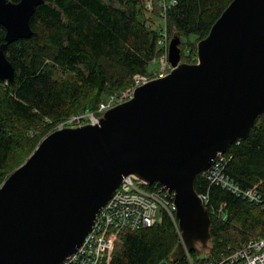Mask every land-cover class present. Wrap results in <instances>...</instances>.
<instances>
[{
    "label": "water",
    "instance_id": "obj_1",
    "mask_svg": "<svg viewBox=\"0 0 264 264\" xmlns=\"http://www.w3.org/2000/svg\"><path fill=\"white\" fill-rule=\"evenodd\" d=\"M43 3L0 0V80L13 81L6 48L33 34ZM180 43L173 36L165 77L137 86L96 124L54 129L7 175L0 264H62L128 175L174 192L182 239L171 261L211 252V217L195 181L264 114V0H232L197 43L196 62L182 60Z\"/></svg>",
    "mask_w": 264,
    "mask_h": 264
},
{
    "label": "trees",
    "instance_id": "obj_2",
    "mask_svg": "<svg viewBox=\"0 0 264 264\" xmlns=\"http://www.w3.org/2000/svg\"><path fill=\"white\" fill-rule=\"evenodd\" d=\"M177 1L168 10L169 31L181 35L182 59L193 63L197 43L209 34L232 0ZM158 10L156 5L155 13H150L144 0H45L36 7L30 21L33 34L13 41L5 51L15 77L12 82L0 80V172L10 167L18 142L13 131L17 121L31 129L45 125L31 144V154L61 122L94 110L105 98V91L124 89L132 84L134 75L151 73L150 64L162 53L152 17ZM5 33L0 24V44ZM191 35L195 39L190 40ZM86 90L94 92L92 102L69 114L67 109L76 108ZM227 154L226 171L234 181L244 188L264 190V114L248 137L231 144ZM195 189L199 194L209 193L212 235L208 255L191 253L195 264L221 257L222 252H231L250 238L264 236L262 206L211 184L204 173L198 175ZM222 203L226 204V220L212 212V207ZM119 239L111 264H161L171 261L180 236L171 217L164 213L161 222L125 230ZM176 264H187V260Z\"/></svg>",
    "mask_w": 264,
    "mask_h": 264
},
{
    "label": "built area",
    "instance_id": "obj_3",
    "mask_svg": "<svg viewBox=\"0 0 264 264\" xmlns=\"http://www.w3.org/2000/svg\"><path fill=\"white\" fill-rule=\"evenodd\" d=\"M177 2V0H144L145 9L150 13H155L156 5L159 9L156 16L159 17V27L161 28L158 37V44L162 49L160 54L161 69L152 75H134L135 84L123 97L120 96L123 93H115L114 96L102 100L94 110L74 114L61 122L57 128L79 126L86 123L96 124L99 122L98 118L109 107L130 99L137 86L154 78L165 77L171 71L173 66L169 61L168 10ZM227 151L219 153L210 170L204 173L208 182L225 188L264 208V190L254 187L244 188L227 173L226 166L229 159ZM200 196L207 206L210 201L209 193H203ZM174 199V192L168 191L160 184L151 186L134 175L126 176L113 197L100 209L93 228L86 235L75 254L69 256L62 264H111L116 243L119 242L123 231H135L140 228L151 227L163 220L164 213L168 214L175 223L181 240L182 231L179 227L176 214L177 206ZM212 212L220 220L228 218L226 204L222 203L219 207H212ZM184 259L187 260V264H195L189 251H187ZM176 263L174 261L168 262V264ZM204 264H264V236L250 238L231 252H222L221 257L207 260Z\"/></svg>",
    "mask_w": 264,
    "mask_h": 264
},
{
    "label": "rangeland",
    "instance_id": "obj_4",
    "mask_svg": "<svg viewBox=\"0 0 264 264\" xmlns=\"http://www.w3.org/2000/svg\"><path fill=\"white\" fill-rule=\"evenodd\" d=\"M148 15V14H147ZM149 16V15H148ZM154 15L152 14V17ZM155 19V28H157L159 31L161 30V28L159 27V23H160V20H159V17L155 16L153 17ZM178 33H172L170 34V31H169V38H170V42H171V39L173 38V36L177 35ZM180 35V34H179ZM181 37V35H180ZM186 39V38H185ZM190 40L192 39H195L194 35H191L189 37ZM185 52L187 53V49L185 50ZM183 60V59H182ZM184 61V60H183ZM186 62V61H185ZM161 69V64H160V56L159 58L155 59L149 66V70L151 71V73L149 75H152L154 72H158L159 70ZM132 84H130V86L122 89V88H118L117 90H113V89H109V91H105V94L103 97H105L103 100H105L107 97H112L114 96L115 93H123V94H120V96L122 95V97L124 96V94H127L128 93V90L131 89L134 84H135V76H133V81L131 82ZM114 92V93H111V92ZM94 92L92 90H86L79 105L74 108H68L67 110L69 111V114H73L75 111L77 110H80V108L83 107V105L87 104V103H91L92 99H90V96L93 95ZM87 98H89L87 100ZM45 125H33L32 129L29 128V125H26L25 123L23 122H19L17 121L15 126H14V133L18 140L17 144L15 145L14 147V150H13V154H12V159H11V163H10V167L5 170L6 172H0V182L2 181L3 178H5L6 174L8 172H11L13 169H15L20 163H22L23 161H25L28 157V155L30 154L31 152V144L33 143L34 141V138H36L37 136H39V134L41 133V131L43 130L42 128H44Z\"/></svg>",
    "mask_w": 264,
    "mask_h": 264
}]
</instances>
